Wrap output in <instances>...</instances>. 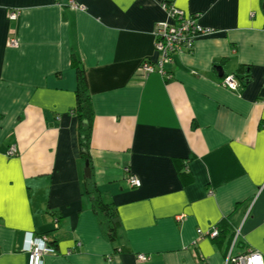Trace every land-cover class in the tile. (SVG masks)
I'll return each instance as SVG.
<instances>
[{
	"label": "crops",
	"instance_id": "crops-1",
	"mask_svg": "<svg viewBox=\"0 0 264 264\" xmlns=\"http://www.w3.org/2000/svg\"><path fill=\"white\" fill-rule=\"evenodd\" d=\"M166 1L213 33L173 54L167 75H143L161 59ZM263 3L0 0V264H31L28 233L53 244L44 264H233L247 251L264 261ZM75 58L94 109L90 177L122 222L114 242L85 194ZM225 218L231 246L199 234Z\"/></svg>",
	"mask_w": 264,
	"mask_h": 264
},
{
	"label": "built area",
	"instance_id": "built-area-1",
	"mask_svg": "<svg viewBox=\"0 0 264 264\" xmlns=\"http://www.w3.org/2000/svg\"><path fill=\"white\" fill-rule=\"evenodd\" d=\"M71 4L77 7L73 1ZM162 9L167 13L168 20L158 24L154 33L156 37L155 46H157L158 51L161 53V59L156 65H152L150 62L142 64L138 70L143 75H151L157 72L163 76L167 75L164 66L172 61L171 56L173 54L191 53L195 47L194 43L198 38L213 33L211 29L198 23V19L195 15H188L185 10L177 9L171 3L163 2ZM18 15V10L9 13V17L12 20L18 19ZM8 41V46L11 48L16 49L19 47V41L17 39L12 38ZM222 86L234 91L238 90V85L233 76H227L223 79ZM16 153V146H12L8 152V156H14ZM129 183L131 186L139 188L141 180L131 178ZM212 230L213 231L204 233L203 230L199 229V234L204 237L214 238L218 235V231L215 229ZM25 238H27L26 248L31 255V264H44V254L54 252V249L50 248L47 238L34 237L32 233H28ZM138 258L140 262H147L150 260L148 256L143 254L139 255ZM227 260L231 261L233 264H264L262 256L260 254L257 255L252 251H247L246 254L235 257L230 253Z\"/></svg>",
	"mask_w": 264,
	"mask_h": 264
},
{
	"label": "trees",
	"instance_id": "trees-1",
	"mask_svg": "<svg viewBox=\"0 0 264 264\" xmlns=\"http://www.w3.org/2000/svg\"><path fill=\"white\" fill-rule=\"evenodd\" d=\"M173 4L170 1H166ZM73 69L77 73V90L75 95L77 96L76 105L72 113L77 119H79V135H80V154L82 159L90 165V155L88 151L90 149V140L92 136V127L94 122V109L92 107L91 95L89 91V84L84 67L81 62L76 58L73 60ZM242 72V68L238 70ZM237 72V73H238ZM248 78V77H247ZM176 171L180 176L182 185L189 186L193 183V177L191 174L185 172L187 169L185 162L181 160H175ZM91 166V165H90ZM91 168V167H90ZM85 194L91 200V210L96 215L98 223H100L104 234L111 242H114L118 238V230L122 226L120 215L116 211L113 205H110L103 199L99 188L96 187L92 177H88L85 183ZM218 231V235L212 238V241L216 245L222 247L227 241L230 246L234 242V231L229 223V218L221 220V222L214 228ZM50 242V241H49ZM238 242V241H236ZM50 244V243H49ZM53 248V244L49 245ZM54 249V248H53Z\"/></svg>",
	"mask_w": 264,
	"mask_h": 264
},
{
	"label": "water",
	"instance_id": "water-1",
	"mask_svg": "<svg viewBox=\"0 0 264 264\" xmlns=\"http://www.w3.org/2000/svg\"><path fill=\"white\" fill-rule=\"evenodd\" d=\"M263 9H264V3H263ZM86 165H87V168H86V170H85V176L86 177H90L91 176V168H90V165H89V163L88 162H86Z\"/></svg>",
	"mask_w": 264,
	"mask_h": 264
}]
</instances>
